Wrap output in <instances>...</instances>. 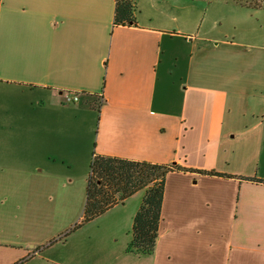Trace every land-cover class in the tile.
<instances>
[{
  "label": "crops",
  "instance_id": "1",
  "mask_svg": "<svg viewBox=\"0 0 264 264\" xmlns=\"http://www.w3.org/2000/svg\"><path fill=\"white\" fill-rule=\"evenodd\" d=\"M131 2L116 25V0H0V264L36 259V220L81 217L94 154L181 170L151 254L128 251L142 190L94 219L109 230L76 246L86 261L264 264V183L247 180L264 182V23Z\"/></svg>",
  "mask_w": 264,
  "mask_h": 264
},
{
  "label": "trees",
  "instance_id": "2",
  "mask_svg": "<svg viewBox=\"0 0 264 264\" xmlns=\"http://www.w3.org/2000/svg\"><path fill=\"white\" fill-rule=\"evenodd\" d=\"M114 23L116 25L135 23L134 5L131 0H116ZM94 103L96 102L87 104L94 108ZM173 170L181 169L173 165H158L94 154L90 162L83 212L72 231L102 216L113 207L123 204L128 198L143 190L141 205L132 222L128 251L151 254L158 237L165 177ZM201 173L229 177L216 172ZM247 180L264 183L257 178ZM68 234L66 233L64 237Z\"/></svg>",
  "mask_w": 264,
  "mask_h": 264
},
{
  "label": "rangeland",
  "instance_id": "3",
  "mask_svg": "<svg viewBox=\"0 0 264 264\" xmlns=\"http://www.w3.org/2000/svg\"><path fill=\"white\" fill-rule=\"evenodd\" d=\"M208 1V0H206ZM235 4L243 5V6H258L264 8V0H229ZM176 10L177 12L181 9H186L184 13H190V9L194 6L195 9H204L210 8L204 0H176ZM189 2V3H188ZM214 2V1H213ZM215 10L213 14H217L220 16L223 14V19L229 17L230 23L243 22V24H254L256 20H262L264 23V13L253 12L248 14L245 9H234V7H229L223 4V0H215V4L211 5ZM193 8V9H194ZM230 9L232 12L225 14ZM226 10V11H225ZM197 12V11H196ZM222 13V14H219ZM257 13V14H256ZM248 16V17H247ZM250 16V17H249ZM212 18L208 16L206 20ZM251 20H250V19ZM251 21L249 22L248 21ZM204 21L203 24H206L207 21ZM254 20V21H253ZM227 23V22H226ZM228 28H230L227 23ZM264 25V24H263ZM262 32V31H261ZM20 151L16 145L10 146V152ZM263 161L264 162V149L262 150ZM264 163L261 164L259 170L261 169V174L264 175ZM258 167V166H257ZM136 197V195H135ZM133 196V198H135ZM133 198L127 201L123 207H120V210L125 208V211L128 208V204L133 200ZM81 214V212H80ZM79 216V214H78ZM76 217L73 220V212H70L68 216L64 218H49L42 217L40 220H36V259L33 258L29 260L27 264H70L69 262H73V264H96L97 261L91 260L86 261L85 257L82 256L79 251H76V246L80 244L81 240L84 237H87V234L91 233H101L107 232L109 229H105L104 227H100V220H94L89 223L84 224L78 229L72 231L74 225L78 222L79 217ZM66 233H69L68 236L64 237ZM29 234V233H27ZM26 234V236H27ZM94 259V258H92Z\"/></svg>",
  "mask_w": 264,
  "mask_h": 264
},
{
  "label": "built area",
  "instance_id": "4",
  "mask_svg": "<svg viewBox=\"0 0 264 264\" xmlns=\"http://www.w3.org/2000/svg\"><path fill=\"white\" fill-rule=\"evenodd\" d=\"M76 101H78V97L77 96H68V97H66V102L67 103H70V102H76Z\"/></svg>",
  "mask_w": 264,
  "mask_h": 264
}]
</instances>
